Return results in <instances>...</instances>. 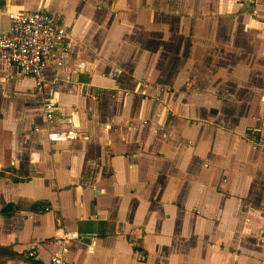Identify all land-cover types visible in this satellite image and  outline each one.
I'll return each instance as SVG.
<instances>
[{
    "label": "crops",
    "instance_id": "1",
    "mask_svg": "<svg viewBox=\"0 0 264 264\" xmlns=\"http://www.w3.org/2000/svg\"><path fill=\"white\" fill-rule=\"evenodd\" d=\"M32 10L69 34L50 121L0 60V264H264V0H0V30Z\"/></svg>",
    "mask_w": 264,
    "mask_h": 264
},
{
    "label": "built area",
    "instance_id": "2",
    "mask_svg": "<svg viewBox=\"0 0 264 264\" xmlns=\"http://www.w3.org/2000/svg\"><path fill=\"white\" fill-rule=\"evenodd\" d=\"M9 27L0 30V60L6 65L19 68L35 80V91L43 108L44 117L50 121L54 116L55 102L53 95L55 82L48 83L45 89V79L42 69L45 60L57 48L63 45L68 37V27L58 14L44 10L10 12L8 14ZM61 66L62 61L56 60ZM52 143H67L75 140L77 133L73 128L50 129L47 133ZM79 238L76 231H64L55 237L52 242L61 247V252L67 251V244ZM28 259L36 258L35 250L27 253ZM52 264H67L63 255L54 254ZM29 264H34L29 261Z\"/></svg>",
    "mask_w": 264,
    "mask_h": 264
}]
</instances>
